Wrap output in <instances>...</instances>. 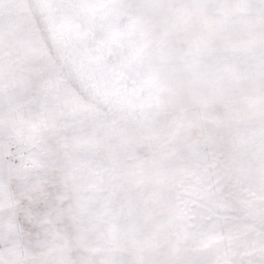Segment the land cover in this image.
<instances>
[{
  "label": "snow or ice",
  "instance_id": "obj_1",
  "mask_svg": "<svg viewBox=\"0 0 264 264\" xmlns=\"http://www.w3.org/2000/svg\"><path fill=\"white\" fill-rule=\"evenodd\" d=\"M0 264H264V0H0Z\"/></svg>",
  "mask_w": 264,
  "mask_h": 264
}]
</instances>
